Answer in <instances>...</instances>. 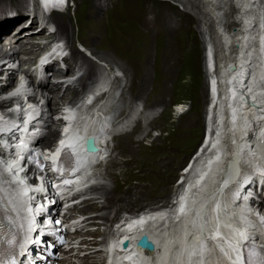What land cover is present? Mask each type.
<instances>
[{
    "label": "bare ground",
    "instance_id": "obj_1",
    "mask_svg": "<svg viewBox=\"0 0 264 264\" xmlns=\"http://www.w3.org/2000/svg\"><path fill=\"white\" fill-rule=\"evenodd\" d=\"M18 1L21 2L22 5H26V3L28 4L27 16L29 18L25 17L26 19L24 20V24L20 21H17V23H15V20H13L11 13L8 12L7 16L9 18H12L9 20V22L0 23V40L3 38V44H7L2 45L0 41V54L7 52V49H10L9 51H12V54H7V62L3 63L0 66V83L2 82V75L5 72V65L7 63L14 62V59H12L13 57H16L18 59L20 56L30 57L32 55H36V49L42 48L44 46L42 42H47L46 40H48V42L50 41L51 43L57 42V46L55 47L56 50L53 51L52 49L51 53L53 54H46L40 62H44L48 59L49 56H55L59 53L67 55V58H69L71 54L78 59V64L80 65V67H78L76 70L75 67L77 66L70 67L67 62V58H65L63 59V62L65 64V71L67 72L66 74L60 71L59 65L56 63L55 66H57L58 68L56 70H54V67L53 70L47 68L46 70L50 72L45 71L43 81L39 83L38 87H34L36 94L38 93V89L40 87L42 90L39 92L47 93L48 97H50V95L52 96L51 99L48 100L49 104L51 102V106L46 113L47 115L45 114L41 116V121L44 125L49 124V117L53 118V123H56L54 122V115L57 114L58 116L60 111H62V108L60 110L59 107L60 102L64 104L65 101H69L65 108V112L62 111L64 112L63 120H65V122H62L61 119H57L58 124L56 123V128L52 129L51 127H49V132H47L45 143H49L50 138L56 135L57 127L62 123V134H64L63 141L67 138V144L69 143L70 138L82 137L84 139L88 135H95L96 138H101L99 130L103 128V124H109L111 120V102L113 101V94L116 95V92L111 88V84L116 78L120 79L121 73L118 71V77L112 80V77H110L108 73L102 71L100 72L97 67L93 66V64L90 63L89 60H87V56V58H85L84 54H81L71 46L72 33L71 27L67 21L68 15L67 13H65L67 11L52 12V22L57 27V30L55 31L56 34L54 35L59 38L58 40H56L57 37H55L54 35L50 36V34L45 33L49 30L46 23L42 22V26H39L37 22L38 16L40 15V13H42L39 8V1ZM85 1H87L83 7V15H85V21L82 23V28L79 24L80 31L83 30L84 33L82 32L79 35V38H81V40L89 46L94 42L96 43L98 40H100L101 43L104 42L105 44H108L113 48L116 46L120 47L122 54L125 53L126 59L129 60L133 67L131 75L132 86H135V84L137 85V82L140 81V90L138 91L141 92H138L136 96L137 99L141 97V93L144 92V90L147 88L145 87L147 83V76L145 75V73L147 72L146 64L147 59L151 55V40L154 39L156 35L159 36V56L161 61L166 62L167 60H176L178 62L186 64L187 73L191 74L190 81L192 84H194L193 78L195 77V70L192 72L191 69L190 71L191 64L189 63L192 59V56L196 57L195 36L197 31H194L193 24H199L200 19L190 17V15L188 16L187 14H189V12L183 10V13L180 14L178 21L175 17L173 18L171 15L163 12V14L165 13L167 15L159 22L156 18V14H154L150 9L146 11L147 16L150 13L153 17L151 19H148V17H145L143 20L139 19V21H137V24L134 25L128 13L125 14L124 18L122 16H120L119 18L118 16L116 17L115 14L112 15L113 12L111 11L112 16L110 17H113L115 19V21H113L115 23L117 21H121V25H114L112 24V22L109 23L108 21H106L107 16L105 17L106 13L103 9L104 7L99 3L101 0ZM102 1H104L105 4L109 3L113 6L114 4H116L117 0ZM234 1H238L236 3V6H238L239 9L234 8ZM256 1L257 0H231L230 3L229 0H189L188 2H185L187 5H190V8L197 15H200L201 19H203V23H205L210 32L209 38L213 43L209 38L208 40L214 45V50H218V62L219 65H222L220 70V72L222 73V87L218 97V103L213 110H205V113L207 111L206 115L211 114L212 112L213 114H215V116L210 119L209 124H207V127L211 128L212 131L207 133V138H209V140H205V143L207 145L205 150H203V152H205H202L199 159L193 162L192 168L189 171V175L191 171H193L195 173L194 175H192L191 173V175L192 177H194L191 180L187 181V191L185 189V193L182 194V197H180L181 202L178 204V206H174L173 202H170L171 192L167 188V185H163V183H160V189H158L160 191L159 195L162 198H167V201H165L166 203L163 202L162 205H165L166 208L170 205V211L163 210L162 212H158L147 217L143 216L139 219L136 216V218L132 220L129 215L123 217L121 215V212L113 210L118 217L116 222L119 223V227L115 230V232L113 231V233H115L114 235L112 234L114 239L110 241L108 245L112 264H239L236 247L238 246V243L247 236V234L254 233V231H251L250 227H253L254 230H257L258 232H264V224L256 223L252 217L250 221V218H248L250 217L249 214L240 212L242 208L239 205V202L237 203L236 201V199L239 197L237 196L238 194H236L235 196H231L230 189H225L226 184L230 183V181H234L237 177L242 176H246L247 182L254 180L255 178H257L258 181L264 182V113H256V110L253 106L249 108L245 107L241 101L247 93L249 95V98H254L255 102L262 105L261 108L264 111V60L259 53L260 49L263 50L264 42L262 43L261 38H264V30L258 27L259 14L257 13V5L255 4ZM228 2L230 3L229 5ZM181 3L183 4L184 2ZM186 7L184 8L186 9ZM105 8L107 10V7ZM167 10H173V8L170 6H166L165 11L168 12ZM219 10L225 11V17L232 16V14H234L233 24L236 20V12L238 16L241 17V27H238V25H236L237 28L233 29L234 26L231 27V22L228 21L229 19H224L225 21L222 20L220 16L221 14H218L220 13ZM258 12H261L260 4L258 6ZM211 14L213 17H211ZM77 15H79V13ZM32 16L33 18L30 19V17ZM216 19H220V27H222L223 30L228 29V34H226V32H221L219 26L216 27ZM11 20H13V22ZM27 21L30 22L26 24ZM19 22L20 24L19 26H17L16 24H18ZM13 26L15 27L13 28ZM21 26L23 27L19 29V27ZM28 26L30 30L26 29V27ZM127 27H131L132 32H128V34H126L125 32L120 33L119 31H116L119 28L124 29ZM15 29L19 30L15 31ZM14 31V35H11V33H13ZM187 31H189L190 34ZM258 31L261 33L260 37ZM30 32L39 33L31 34L28 37L23 36V34H29ZM41 32H43V34H41ZM3 35H5V37H2ZM178 36L180 40L177 46L176 43L173 42V40ZM64 39L67 41L66 43L68 44V47L70 46L71 51L66 50V44L64 43L63 45H61L62 43L58 45L59 41H63ZM40 40L43 41L41 42ZM233 43H235V47L232 45ZM223 44L227 54L222 53ZM49 45L50 43H46L45 47H49ZM52 47L54 46H51V48ZM99 47H101V44ZM232 47L234 49L236 48L235 56L233 58L231 57L230 53V49ZM103 48L104 47H102V50ZM116 49L118 50V48ZM220 49L222 51H220ZM108 50L109 48L107 49V52ZM28 57L26 58L28 61L34 59L30 58V60ZM23 59H21V62L24 64L26 62H24L25 59ZM221 60H224V62L222 63ZM225 60H227V62ZM226 63L235 65V71L227 72L228 68L225 67ZM81 67L84 69V71H86V77L84 75L85 72H83V74L76 79L66 80V78H73L75 74H78ZM247 70L250 71V76L246 87L247 90L243 92L236 91V88L234 86L235 83L238 82L237 88L241 87V80L247 73ZM14 71L15 70H12L9 77L1 83L0 96L7 94V92H10V90L15 87L16 78L13 75ZM89 71L92 72L90 75H93L94 77H88L90 78L88 80L87 76L90 73ZM46 75H48L47 78ZM18 77L21 78L19 79V84L26 82V78H22V76ZM52 77H54V81L52 83L46 84L45 80ZM96 80L97 84H94L93 86H91L92 84L87 85V83L85 82L90 81L93 83L96 82ZM187 84L188 82H186L183 87L187 86ZM71 86L73 88L81 87L83 90L85 89V91H88L83 96H87L88 94H90V99L92 97H95V101L93 102V104L90 106L89 102H87L86 104L80 102L73 106L76 97L81 95L83 92L79 93L77 90L74 96L68 97L72 95V91H70L72 90ZM29 87L30 86H25L22 89L21 95L16 96L17 100L14 103L18 104V100H20V103L26 101L25 98L27 94H25V92L29 89ZM18 88L19 86L17 87V89ZM145 91H147V89ZM205 91H207V84ZM23 93L25 97L20 98ZM235 93H238V95L235 96ZM232 96L234 97L232 98ZM7 102L8 100L0 101V106L6 105ZM63 106L65 107V104ZM41 108L44 107L42 106ZM134 108H139L137 106V103L135 104ZM147 110L149 111L150 109ZM33 111L34 114H37L38 108H34ZM150 112L151 111L148 112V115ZM73 113L76 117L75 120H72ZM122 115L124 114L122 113ZM122 115L120 114V116ZM247 115H251V119L256 121V123L258 124L256 132L253 133V138H251V131H245V127H249L250 122L248 120H242V118H245ZM183 116L184 114H181L178 117V123ZM14 121H16V119H14ZM138 121L135 123L134 127L137 125ZM146 122L147 121H144L143 124H145ZM12 124L13 123L9 124V126H6L4 130L9 129ZM151 124L152 122L149 126H151ZM126 128H124V130ZM178 129L180 133H182L181 136H179L182 146L185 145L188 141L193 140L192 136L194 138H196L197 136V134L194 133L191 129L181 130L179 127ZM132 132V130L128 132L122 131L114 138L118 141V145L120 144L123 148L122 149L119 146L121 150L120 152L123 154L127 153L131 157L143 151V148L139 143L140 141L137 142L131 140ZM216 133H219L218 136L215 135ZM183 135H188V139L183 138ZM213 135L216 137H213ZM41 138L42 134L39 132L37 137L38 144L39 141H41ZM27 142H29V140ZM213 145L214 148L208 150V148ZM157 147L158 146L155 145L152 150L149 149L148 151H145V153H148L146 158L143 159L144 162L148 163L149 157H153L152 155L155 154L156 151L163 149V147L161 146L160 148ZM19 148L20 146H14L15 151H17ZM82 152L85 156L82 158H87V162L93 160L95 157V154L84 152L83 141L81 143L79 153L76 154L75 157L77 159H82L79 158L81 157L80 154ZM208 153L210 154L207 155ZM222 153L224 154L222 155ZM56 154L54 155V157L51 155L50 158L53 157L52 159H55ZM164 156L166 158L164 162L162 161V165H172L173 160L169 156ZM5 158L6 157H4V159H1L0 168H3L2 170H6L9 175L6 178L3 177V174H0V176H2L0 178L2 180H7L5 181L6 183L4 184L3 189L12 197H14L17 194V189L13 186L17 185L18 187V183L15 182L14 178V173H16L17 170L13 173L11 171L16 166H18L19 168L21 161L19 162V156L16 158L11 155L9 158ZM134 159L135 158L133 157L131 161L133 162ZM181 163V161L178 162V165H180ZM110 164L114 167L118 165V163H116L115 161L110 162ZM210 167L212 168V170L209 171ZM136 168H139L137 162ZM16 174V178H20L21 180H18L22 182V176H19L18 172ZM111 178L113 179V182H116V177L112 176ZM10 181H12L13 183ZM153 186L155 187L154 184ZM93 192H98L100 198H103L105 202L112 201L115 195L112 190L109 191L106 188L102 187V185L91 186L89 189V194H93ZM139 199L141 201L144 200L140 195L137 198H134L132 196V201L129 200L126 204V207H124V205L122 204H118L119 206L116 207L115 204L112 205L114 202L110 203V207L115 210H131L138 208L136 210H131L138 212L142 209L141 204L138 201ZM94 200L95 199L84 200L80 204L81 206L77 207V210L75 211L80 212L81 215L86 214L85 212L90 210H93L92 212L99 211L100 208L95 202H93ZM108 214L104 212L103 214L99 215V218L105 220V222L107 223L109 221V219L107 218ZM243 214L247 215V217H245ZM238 218L242 220H239ZM87 220L88 218H86L82 223L84 224V222L86 221L85 224H87ZM178 223L179 225L178 227H176ZM145 225H147V227ZM142 228H145V232H147L148 237L155 243V249L146 254L138 251L139 249L137 248H133L128 251L127 249L131 244V240H136L141 232H144L142 231ZM82 236L83 235L80 234V237ZM121 236L122 238L120 239ZM86 240V238L82 239L79 243L82 244V246L87 245L85 251L91 249L88 248L89 246L94 248L98 245L97 242H94L93 244H87L88 241ZM210 246L212 247L210 248ZM122 250L126 251L119 253V251ZM217 250H219L220 252H216ZM81 251L82 250H80V252ZM195 252L198 253L196 254ZM212 252L214 254L213 260L211 261L209 260V258L205 259V257H207L206 255H209V253ZM97 255V251L93 252V254H85L84 257L80 259V262L82 264H96L90 259L92 257H96ZM172 257L174 258V260L171 259ZM66 262L67 261H65L63 264H65Z\"/></svg>",
    "mask_w": 264,
    "mask_h": 264
},
{
    "label": "rangeland",
    "instance_id": "obj_2",
    "mask_svg": "<svg viewBox=\"0 0 264 264\" xmlns=\"http://www.w3.org/2000/svg\"><path fill=\"white\" fill-rule=\"evenodd\" d=\"M188 1L189 0H187V1L186 0H117L116 4H114L113 6L109 3L105 4L104 1H102V0L99 2L100 5L104 7L103 9L106 13L105 17L107 16L106 21H108L109 23L112 22V24H114V25H118V24L121 25L120 24L121 21H119V22L117 21L115 23L114 22L115 19L113 17H110L114 14L116 17L118 16L120 18V16H122L124 18L125 14L128 13L129 17H131L130 18L131 21L135 25V24H137V21H139V19L143 20L145 17H148V19H151L153 17L150 13L147 16L146 11L150 10V9L152 10V12L154 14H156V18L158 19L159 22H160V20H162V18L166 17L167 14L171 15L173 18L175 17L176 20L178 21L180 14L183 13V10H186L187 12H189V14H187L188 16L190 15V17H195V18L200 19L199 24L198 23L193 24L194 31H197L196 36H195L196 57L192 56V59L189 63V64H191L190 65V67H191L190 71H191V69H192V72L195 70V75H194L195 77L193 78L194 84H192L190 81L191 74L187 73L186 64L178 62L176 60H174V61L173 60H167L166 62L161 61L160 56H159V52H160V48H159L160 42L158 41L159 36L156 35L154 37V39L151 40V53H150L151 55L147 59V64H146L148 73L146 72L145 75L147 76L148 81L146 80L147 83H146L145 87H147L146 88L147 91H145L146 90L145 89L144 92L141 93V97L138 99L136 96H137L138 92H141V91H138V90H140V88H139L140 87V85H139L140 81L137 82V85L135 84L136 87L132 86L131 75H132L133 67H132L131 63L129 62V60L126 59L125 53L122 54L120 47L116 46L113 48L110 45L105 44L104 42L101 43L100 40H98L96 43L94 42L95 44L93 43L92 45L89 46L88 44L86 45L81 40V38H79V35L82 32L84 33V31L82 29H81L82 31H80L79 28L80 27L82 28V25H83L82 23L85 21V15H83V7L87 1H85V0H71V4H69V6H67L66 9L62 10L63 12L67 11L65 13H67V15H68L67 21L71 27V33H72L71 46L74 47L75 50H77L76 49V42L85 45V47L87 49L86 53H88L91 56L99 59L100 61H102L104 63H106L109 67L111 66V67L116 68V70L121 73L122 80L116 78L113 81V83L111 84V88L116 92L115 96L118 95L114 99V102H113V104L118 106L117 109L120 110L118 115H120V114L122 115V113L125 114L126 113L125 109L127 108V105L129 103L131 104V102H137L138 107L141 106L142 109H150V111H151L149 113V115L148 114L146 115V121L147 122L145 124H142L141 120H139V121L137 120L138 121L137 125L134 127V129L132 128V131L134 133L133 132L131 133V140L137 141V142L140 141L139 143L143 148L142 152L139 151L140 153L133 155V157L135 158L133 161L134 163L131 161V159L133 157H131L127 153L123 154L120 152L121 151L120 148H122V146L120 144L118 145V141L116 139H114L113 144H112L113 152H112L111 156L109 157L108 161L103 166H100L95 170L96 173H95L94 184L95 185H102V187L106 188L109 191L112 190L115 195H114V198L112 199V201L105 202V200L103 198H100V195L98 194V192H93V194H91V193L89 194V191H88L85 200L95 199L93 202H95L99 206L100 209L97 212H92L93 210L85 212L86 214H84V215L86 218H88V220H87L88 222H87V224H85L86 221L84 222L85 226L82 229V234H81L83 236L80 238V241L82 239L86 238L87 239L86 241H88L87 244H89V243L93 244L94 242H97L98 245L94 248L89 246L88 248H91L92 250L90 249V250L85 251L87 248V245L82 246V244H79L80 247H78L76 249V251L74 252V255L71 257V260H72L71 264H80L81 263L80 259H82L85 254L86 255L89 253L93 254V252H95V251L98 252V255L96 257H92L90 260H92V262H95V263L100 262L104 258V254H105V248L104 247L106 246V244L109 241H112L114 239L112 234L114 235L115 233H113V231L115 232V230L118 228L117 227L118 223H115L117 221L118 217L114 211L121 212L122 214L121 213L120 214L124 217L126 215H129L131 212H133L131 210L138 209V208H135V209H131V210L130 209L129 210H120V209L115 210V209H112V207H110V203L114 202L112 205L115 204L116 207H118L120 204H122V205H124V207H126V204L128 203V201L129 200L132 201L131 200L132 196L134 198L135 197L137 198L140 195L141 198L144 200L141 201L139 199L138 201L141 204V208L144 209V208L163 204V202L167 201V198H162L159 195L160 191L158 189H160V187H159L160 183H163V185H167V188L170 190V192L173 191L175 188L174 180L179 175V171L186 164V162L188 161V159L190 158V156L192 155V153L194 152V150L196 149V147L199 144V141L201 138V133H202V127H203L202 126V117H203V111H204L203 105L205 103V98H206V95H205L206 94V91H205L206 90V81H205V73H204L205 70L203 67V55H202L203 50H202V48H203V44H204V42H203L204 39H206L204 41L209 42L208 38L210 37V32H209L207 26L205 25V23H203V19H201L200 15H197L190 8V5H187L185 3ZM226 1H228V0H226ZM230 1L231 0H229V2ZM181 2H184V3L182 4ZM229 2H228V5L231 3V2L230 3ZM237 2L238 1H234L233 5H234V8L239 9L238 6H236ZM77 4H79V5H77ZM76 5H77V7H76ZM166 6L172 7L173 10H167L168 12H166L165 11ZM105 7H107V10ZM184 7H186V9ZM219 11H220V13H218V14H221L220 16H221L222 20H224V19L228 20L229 19L228 21L231 22V27L235 26L233 24V21H234L233 15L234 14H232V16L225 17V14H224L225 11L224 10H219ZM8 12L11 13L13 20H15L14 21L15 23H17V21H20V22H23V24H24V20L26 19L25 17L29 18L27 16L28 15V4L27 3H26V5H22V3L19 2L18 0H0V18H1L0 23L9 22V20L12 18V17L9 18L7 16ZM163 12H165L167 14H165V13L163 14ZM78 13H79V15H77ZM111 13H112V15H111ZM52 15L50 14L49 17H47V18H46V16H43V20L47 24L48 29H49L48 32H45V31L44 32L46 34H50V36L56 34L55 31L57 30L56 25L52 22L53 21ZM211 17H213L212 14H211ZM39 18L41 19V17H39ZM13 20H11V21L13 22ZM20 22L16 25L19 26ZM79 24H80V27H79ZM122 24H123V22H122ZM15 26H13V28ZM22 27L23 26L19 27V29ZM234 28L236 29L237 26ZM26 29L30 30L29 26L26 27ZM44 29H46V28H44ZM84 30H86V29H84ZM116 31H119L120 33L125 32L126 34H128V32H132V29H131V27L130 28L127 27L124 29L119 28ZM187 32L190 34L189 31H187ZM38 33L39 32H30L29 34H23V36L28 37L31 34H38ZM41 34H43V32H41ZM258 34L260 37L261 33L259 31H258ZM55 37H57V36H55ZM58 39L59 38L57 37L56 40H58ZM179 40H180V38L178 36L173 40V42L176 43V45L178 46ZM0 41H1L2 45H7V44H3L4 43L3 38ZM40 41L42 42L43 40H40ZM46 41L47 42H42L44 44V46L42 45L43 47H45L46 43H48V44L49 43L50 44L55 43V42L51 43L50 41L48 42V40H46ZM210 41L212 42L211 39H210ZM62 42L64 44H66L65 47L68 50H70V46L68 47V44L66 43L67 41L64 39ZM233 42H234V40H233ZM212 43H211V45L214 46ZM100 44H101V47H99ZM93 45H98V46H93ZM232 45L235 47V43H233ZM197 46H198V49H197ZM102 47H104L103 50H102ZM95 48H97V49H95ZM108 48H109V50L107 52ZM116 48H118V50ZM52 49H53V51L56 50L55 47H52ZM112 49H114V50H112ZM235 49L233 47L230 49V53H231L232 58L235 56ZM8 50H10V49H7V51ZM194 50H195V48H194ZM214 51L216 52V54L218 53L217 52L218 50H214ZM220 51H222V50L220 49ZM108 53H110V54H108ZM119 53H120V55H119ZM81 54H83V53H81ZM106 55L110 56V57H107ZM35 56L36 55H32L30 57L20 56L18 59H20V61H21V59H23V57H24V59H25V60L23 59L24 62H27L28 61L26 59L27 57L29 59L30 58L33 59ZM85 58H87L86 55H85ZM115 58H116V60H115ZM87 60H89L90 63L93 64V66L97 67L100 72L102 71V72L107 73V71L102 70V68L99 67L92 59L87 58ZM67 62H68L70 67H74V66L80 67V65L78 64L79 63L78 59L71 54H70L69 58H67ZM221 66L222 65H220V70H221ZM81 68H80V70H82L81 71L82 74H83V72H85L84 75L86 77V75H87L86 71H84V69L83 68L81 69ZM6 70L7 69L5 66V68H4L5 72L3 71L4 72L3 76L6 74ZM46 72H50V71L47 70ZM89 72L90 73L87 76L88 80L90 78H92V76H93V75L92 76L90 75L92 72L91 71H89ZM180 76H181V78H180ZM47 77H48V75H46V78ZM88 77H90V78H88ZM87 79H85V80H87ZM45 81H46V84L52 83L54 81V77L49 78ZM186 82H188L189 85L187 84V86H185L186 87L185 88L183 86L186 84ZM112 85L115 86L116 89ZM76 88H73L71 86L72 90H70V91H72L71 92L72 95L68 96V97L74 96L76 91L79 90ZM80 89H81V87H80ZM119 89H120V93H119ZM22 97L23 98L25 97L24 93L22 94V96L20 98H22ZM51 97L52 96L50 95L49 99H51ZM161 102H163V103H161ZM18 103H20V100H18ZM68 103H69V101L68 102L65 101V103H64L65 107H64L63 106L64 104L62 102H60V104H59L60 110L62 108V111H65V108H66ZM50 106H51V102H50ZM62 111H60L58 116H57V114L54 115L55 116L54 122H56L57 124H58L57 119H59L57 117H59V116L64 117V114H63L64 112H62ZM133 111L131 112L132 114L130 113L128 118H130V117L132 118L133 116H131V115H133V113H137V109L134 108ZM58 112H59V110H58ZM181 114H184V116L181 118V120L178 123L177 119ZM140 118L145 119L144 115L140 116ZM52 119L53 118L49 117V121H50L48 124L49 126L47 125L48 126L47 127L48 132H49V127H51L53 129V128H56V126H57L56 123H53ZM151 122H152V124H151V126H149ZM145 125H147L148 128ZM178 127L181 130L182 129L193 130V132L197 134L196 138H194L192 136L193 140L188 141L185 145L182 146V143L179 139V136H181L182 133H180ZM125 132H127V131H125ZM217 134H216V136H218ZM183 138L188 139V135H183ZM155 145L158 146L157 148H160V146H161V147H163V149L156 151L155 154L152 155L153 157H151V158L149 157L148 163L144 162L143 159L146 158L147 153H148V152L145 153V151H148L149 149L152 150L153 147H155ZM119 146H120V148H119ZM209 154L210 153H208L207 155H209ZM223 154L224 153H222V155ZM164 155L169 156L173 160L172 165H169V166H166V165L163 166L162 165L165 158H166ZM112 161H115L116 163H118V165L116 167L111 166L110 162H112ZM180 161L182 163L180 165H178V162H180ZM136 162L138 163L139 168H136ZM11 168H13V167H11ZM191 173H192V175H194L195 172L191 171ZM191 173L188 176L189 180H191L194 177V176L192 177ZM112 176L116 177V182H113V179L111 178ZM10 182H12V181H10ZM156 182H157V184H156ZM153 184L155 185V187L153 186ZM16 186L17 185H15L13 187H16ZM161 192H163V191H161ZM172 202H174V200H172ZM165 211H170V206H168ZM104 212H106L107 214L109 213L107 215L108 216L107 218L109 219V221L107 223L105 222V220H102L99 218V215L103 214ZM244 216L247 217V215H244ZM248 218H250V221H251V217H248ZM178 225H179V223L176 225V227H178ZM82 227L83 226H81V228ZM150 231H151V229H150ZM211 247L212 246H210V248ZM80 250H82V251L80 252ZM195 253L197 254L198 252H195ZM171 259L174 260L173 257Z\"/></svg>",
    "mask_w": 264,
    "mask_h": 264
},
{
    "label": "water",
    "instance_id": "obj_3",
    "mask_svg": "<svg viewBox=\"0 0 264 264\" xmlns=\"http://www.w3.org/2000/svg\"><path fill=\"white\" fill-rule=\"evenodd\" d=\"M231 69H233V68H231ZM72 116L74 117L73 114H72ZM79 141H80V137L70 138L69 145L72 146L74 149H76L77 146L79 145ZM213 148H214V145H213ZM86 149L88 151H91V152H96L97 151V148L94 146L93 139H88L87 140ZM210 170H212L211 167L209 168V171ZM14 178H15V182L18 183V179L16 177H14ZM137 245L140 246L141 248H146L149 251H153L154 250V245L148 240V238L146 236H142L140 238V240H138Z\"/></svg>",
    "mask_w": 264,
    "mask_h": 264
}]
</instances>
